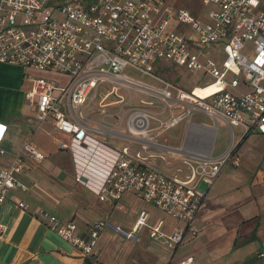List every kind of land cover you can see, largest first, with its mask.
<instances>
[{
  "label": "built area",
  "instance_id": "1",
  "mask_svg": "<svg viewBox=\"0 0 264 264\" xmlns=\"http://www.w3.org/2000/svg\"><path fill=\"white\" fill-rule=\"evenodd\" d=\"M199 3V15L192 17L165 0H0V64L68 77L63 87L29 79L24 93L37 123H49L68 137V145L58 143L59 149L87 151L83 139L89 129L82 110L99 86H109L98 105L116 106L110 117L122 123L118 136L126 144L110 150L93 190L98 201L115 203L130 194L182 225L166 234L162 221L148 227V214L140 211L129 232L103 219L81 235L74 224L42 213L46 227L84 258L92 257L103 230L136 244V234L146 229L147 239L168 251L196 237L194 219L203 200L198 187H211L224 167L239 166L232 129L239 128L241 137L264 135V10L259 0ZM156 63L199 72L210 81L184 91L155 75ZM109 96L112 103H104ZM194 113L213 123L212 133L217 122L226 127L229 143L218 157L154 141ZM4 129L0 123V142ZM3 156L0 147V160ZM25 159L42 160L30 142L0 170V206L10 191L26 190L17 179ZM251 182L264 187V173ZM17 208L26 206L18 203ZM4 231L0 225V238ZM175 264H193V258Z\"/></svg>",
  "mask_w": 264,
  "mask_h": 264
},
{
  "label": "crops",
  "instance_id": "2",
  "mask_svg": "<svg viewBox=\"0 0 264 264\" xmlns=\"http://www.w3.org/2000/svg\"><path fill=\"white\" fill-rule=\"evenodd\" d=\"M259 2L264 10V0ZM39 73L42 72L0 64V123L5 127L0 142L4 151L0 170L9 167L26 142L42 156L40 161L24 160L17 179L26 190L10 191L0 206V225L5 227L0 238V264H175L188 256L193 258V264H264V187L251 182L255 174L264 173V135L241 137L239 128L232 129L239 166L224 167L225 172L219 177L220 172L215 183L205 188L194 219L198 234L174 251L150 242L146 229L136 234V244L103 230L89 258L61 241L46 227L42 213L54 216L60 223L74 224L76 233L81 235L92 223L103 219L129 232L140 211L148 214V227L162 221L166 234L181 230L182 225L162 213L174 222L170 224L161 216H154L142 205L145 203L130 194L122 195L115 203L98 201L93 190L101 181L110 150L126 144L118 136L123 125L110 117L111 112L99 117L88 115L91 101L82 110V123L89 129L83 139L87 151L74 148L72 153L59 149L58 143L68 145V137L54 132L49 123H37L32 105L24 99L29 79L41 78L35 76ZM108 107L116 106L100 109ZM191 119L160 133L154 141L170 148L198 150L212 159L221 155L229 137L227 143L215 147V131L210 132L213 123L208 118L209 123L202 124ZM218 126L226 129L217 122L215 130ZM18 203L26 209H18ZM185 244H191V251L177 254Z\"/></svg>",
  "mask_w": 264,
  "mask_h": 264
},
{
  "label": "rangeland",
  "instance_id": "3",
  "mask_svg": "<svg viewBox=\"0 0 264 264\" xmlns=\"http://www.w3.org/2000/svg\"><path fill=\"white\" fill-rule=\"evenodd\" d=\"M165 2L170 4L172 6V8L175 10H177V9L186 10L187 12H189V14L192 17H198L199 11L201 9L199 0H165ZM159 66H162V67L166 66V67H164L161 70L159 68ZM154 69H155L154 74L158 75L159 78H161L162 80L172 82V83L178 85L184 91H188L193 86H196V85L200 86L203 83H208L210 81L207 77H202L201 73H199V72H196V73L185 72V71H182L181 69L171 67L166 63H156V65L154 66ZM126 74L128 75L129 73L126 72ZM35 76L41 77L44 79H48V80H52L56 85H58L60 87H63L68 81V77L60 75V74H50V73L43 72V73L36 74ZM133 78L138 79L140 81L147 82V83L150 82V81L146 80L145 78L139 77V76H133ZM108 90H109L108 85L99 86L96 89V97H94L92 102L89 104L90 112L88 113V115H91L94 117H97V116L99 117V116L105 115V113L109 114L111 112L110 114H113L115 112L116 107H108L106 109H100V107L98 105L99 100L102 98V96ZM118 94L125 97L124 90H119ZM113 100H114V97L109 96L108 98L105 99L104 103H109V102H112ZM131 103H134V101L132 99H131ZM84 115H85V113H84ZM191 121L193 123H197V124L198 123L199 124L209 123L208 120L205 118V116L200 114V113H194L192 115ZM226 130L227 129H225L221 126H218L216 128L215 136H214V139L212 142V143H214L215 147L218 145H221L223 142L224 143L228 142L229 135L226 132ZM170 133H171V131L168 133V135ZM225 169H223L221 171L219 177L221 176V174L223 172H225ZM198 190L203 192L205 190V186L200 185L198 187ZM142 205H144V207L148 211L152 212L154 214V216H161L162 218L166 219V221L170 224L172 222H174L172 220H169L165 216H163L158 211L154 210L152 208V206L146 205V204H142ZM174 224H176V223H174ZM190 251H191V244H185L178 249L177 254L181 255L182 253H188Z\"/></svg>",
  "mask_w": 264,
  "mask_h": 264
},
{
  "label": "bare ground",
  "instance_id": "4",
  "mask_svg": "<svg viewBox=\"0 0 264 264\" xmlns=\"http://www.w3.org/2000/svg\"><path fill=\"white\" fill-rule=\"evenodd\" d=\"M195 93L198 94V95L200 94L198 91H195Z\"/></svg>",
  "mask_w": 264,
  "mask_h": 264
}]
</instances>
